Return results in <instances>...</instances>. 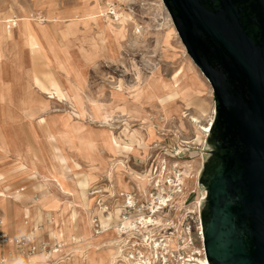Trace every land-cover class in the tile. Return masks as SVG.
I'll use <instances>...</instances> for the list:
<instances>
[{
    "label": "rangeland",
    "instance_id": "374dc122",
    "mask_svg": "<svg viewBox=\"0 0 264 264\" xmlns=\"http://www.w3.org/2000/svg\"><path fill=\"white\" fill-rule=\"evenodd\" d=\"M98 6L102 7L100 19L98 18L100 23L103 24L102 20L107 17L113 24H122L125 27L122 35L116 39L111 36L106 43L96 25H93L89 33L83 32L81 27L71 28L68 33L61 35L64 38L53 28L55 25L52 18L59 21L71 18L78 20L83 13L97 12ZM72 8V12L67 15L58 14ZM22 15L32 17L33 22L25 37L8 33L0 35V52L4 55L2 62L6 63L14 52L21 56L20 50L28 49L35 58L32 64L27 65L30 79L36 74L41 85L52 92L47 79L52 75L59 84L66 85L63 88L70 90L71 95L57 100L54 94L45 91L42 97L49 102L46 110L40 113L33 98H7L0 101V125L11 152L22 153L28 145L30 152L47 167L50 164V154L55 156L57 179L65 189L74 192L75 201L63 198L66 206L63 211L64 206L59 208V201L53 198L57 202L56 209L50 200L52 183H44L33 174H27L28 178L16 187L17 191L22 194L30 193L31 200L28 204L39 199L36 206L46 211H58L60 218L73 215V227H77L75 211L79 209V212H83V208H88L91 213L90 225L91 219L96 217L104 223V227H114L119 218V205L122 203L120 195H143L149 189L158 161L164 158L178 160L186 170L184 191L168 211V216L174 219V225H178L175 220L179 223L188 222L193 229L192 233H195L194 229L198 226L196 206L200 197L196 176L201 167L205 136L200 129L193 127L189 119L198 116L199 125H205L213 106V98L208 83L186 54L161 0H0V20H18L17 17ZM2 25L6 29V22ZM135 26L139 27V33H134ZM66 35L69 37L67 40ZM53 43L58 44L56 47L64 65L57 62ZM50 60L56 65H48ZM74 65H77L86 81L83 91L73 84L70 76ZM16 74L21 78L18 84L28 85L25 92L34 90L41 94L38 86L29 85L21 69L16 70ZM136 74L147 77L151 82L153 80L160 96H163L159 85L161 82L170 84L177 79L179 84H194L195 96L188 103L179 105L180 120L176 115L175 103L168 104L169 111L166 119L163 118L158 102L148 100V83L142 87L144 100L138 105L139 112L130 111L127 114L124 111L136 82ZM10 89L13 90V87ZM49 96L54 98H47ZM30 112L36 113L35 118L46 113V120L40 119V124L45 128L44 134L39 132L37 125L27 124L33 145L29 140H20L15 134L17 128L26 126V116ZM54 118L62 119L63 127L66 128L65 135L55 133L48 124ZM106 136H111L113 140L109 148L101 139ZM78 149L87 155V161L83 160ZM4 155L1 153L0 163L15 169L16 160L10 155ZM30 168L33 169L30 165L20 166L18 170L28 173ZM109 170L110 176L114 175L116 178L112 179L106 174ZM137 180H141L143 189L136 186L134 182ZM121 185L126 188L121 189ZM21 188L23 191H20ZM93 191L96 193L91 194ZM48 192V197L41 196ZM7 200L13 203L12 198ZM98 202L101 203V211L96 209ZM40 204L44 206L41 207ZM19 211L16 207L17 218H20ZM93 214L96 216H92ZM42 217L50 221L52 219L51 213L47 212L39 217L30 216V220L41 219L42 222ZM6 223L3 210L0 224L4 231ZM45 225L44 222L43 227ZM51 227L54 225L51 224ZM54 230L55 227L52 232ZM110 230L112 229L103 231L102 234L109 233ZM74 237L73 242H77V233H74ZM93 238L96 237L92 236ZM193 243L198 246L197 241ZM62 251L68 253L64 248ZM202 258L200 256L197 260Z\"/></svg>",
    "mask_w": 264,
    "mask_h": 264
},
{
    "label": "water",
    "instance_id": "95a60500",
    "mask_svg": "<svg viewBox=\"0 0 264 264\" xmlns=\"http://www.w3.org/2000/svg\"><path fill=\"white\" fill-rule=\"evenodd\" d=\"M208 82L196 177L207 264H264V0H161Z\"/></svg>",
    "mask_w": 264,
    "mask_h": 264
},
{
    "label": "bare ground",
    "instance_id": "6f19581e",
    "mask_svg": "<svg viewBox=\"0 0 264 264\" xmlns=\"http://www.w3.org/2000/svg\"><path fill=\"white\" fill-rule=\"evenodd\" d=\"M99 13H102L101 6H98L97 12L88 11L86 13H83L79 17L78 20H74L71 18L67 21H59L55 18H52V23H54L57 29L61 30L60 31L61 35L64 32L68 33L69 30H71V28L77 29L78 27H81L83 32L89 33L92 31L93 25H96V29L102 34L103 36L102 38L106 43L109 42V38L111 36H113V38L116 39L118 36L122 35L125 32V27L122 24H113L112 22L108 20L107 17H104L103 20L101 19L103 21V24L100 23L99 17L101 14ZM17 18L18 20L14 18L15 26L12 31H7L2 25V23L10 20L11 18L10 19L4 18L5 19L4 21L0 20V35L2 33H5V34L8 33L10 35H18V36L25 37L26 33H28L29 26H31L33 22V20H31L32 17H29V16L25 17L22 15V16H18ZM134 33H139V27L135 26ZM56 46H58L57 43L52 44V48L54 49L57 55V62L60 65H64V62L62 58L59 56ZM20 51L22 52L21 56H19V53L14 52L13 56H9L7 58L6 63L2 62L4 55L0 52V101H3L7 98L12 99V100H17L20 98L30 97L34 99L35 105L38 104L37 108L39 109V113L44 112L47 108V104L49 101L44 100V98L42 97V93H45V91L48 92V90L41 85V82L36 77V74L32 76V78L30 79L29 68L27 65L30 63V61H33L35 58H33L30 55V51L28 49H21ZM18 69L22 70L23 74L25 75V78L28 79L29 85H32V86L35 85L39 87L41 94L34 90L30 92H25L26 88H28V85H26V83H23V84L17 83L21 80V78L16 74V70ZM70 76L73 79V84L77 85L83 91L86 81L83 75L81 74L80 69L77 67V65L73 66ZM47 79L52 89V92H48V94H52V95L54 94L55 97H57V100H62L64 98L70 97L71 95L70 90H64L56 78H54L52 75H49ZM135 79H136V82L132 86L130 99L127 101L128 105L124 109V111L127 114H129L130 111H133L135 113L139 112L138 105L144 100L143 95H142L143 94L142 87L145 86V84L147 83H148V87L150 88V92L148 94V100L158 102V104L160 105L159 109L163 111L162 115L164 119H166V114L169 111L168 104L175 103V107H176L175 110L177 112L176 115H177V118L180 120L181 112L179 109L180 108L179 105L188 103L195 96V86L192 83L179 84L177 82V79H175L170 84H165L161 82L159 85H161L160 90L163 93V96H160L158 95L159 91L158 92L156 91L157 88L153 80L151 82L149 81L147 77L146 78L141 77L139 74H136ZM204 80L206 81L205 78ZM10 87H13V90H11ZM47 98L51 99L54 97L49 96ZM212 112H213V106H211L210 113L206 120V124L203 126L199 125L200 117L193 116V117H190L189 119L193 127L195 129L196 128L200 129L201 132L204 134V136H205V133L209 129V125L212 119ZM35 114L36 113H33V112L32 113L30 112L27 114L26 119H27L28 125L38 126L40 124L41 118H44V120H46V115H45L46 113H43L37 116L36 118L34 117ZM33 118L36 120H34ZM35 121L37 122L35 123ZM55 123H57V121ZM104 123H107V122L104 121ZM101 139L104 141V145H106V147L108 148L111 146V143H113L111 136H106ZM114 141L116 142L115 139ZM11 151L12 150L7 143L6 136L4 135V132L2 131V127L0 125V152L3 154L7 153L8 155L12 156L13 159L16 160L15 165H17L18 167L20 166L25 167L27 165L32 166L33 169L30 168V170L27 173L28 175L29 174L36 175L44 183L51 182L52 190L50 191V200H53V198H55V200L59 201V208L61 206H64L62 207L63 211L66 207L64 203L65 201L63 200V198H68L67 200L75 201L74 192L65 189L63 187V184L57 179V176H56L57 169L55 167V156L52 153L49 156V159H50L49 167H47V165L45 166L44 164H42L30 152L28 145L26 146V148L24 149V152L22 153H20L19 151H15V152H11ZM77 151L78 153H80L84 161L88 160L87 155H85L80 149H78ZM66 159L70 160V158L68 157H66ZM106 174H108L109 177H112V179L116 178V176L114 175L110 176V170L106 171ZM7 178L8 177L5 176V174L0 172V186L5 183ZM134 183L139 189H143L141 180H137ZM111 187L114 188L113 185ZM125 188H126L125 185L124 186L121 185V189H125ZM15 193L17 192L15 191L13 193H10L4 189L3 190L0 189V214L3 211L1 203L5 200V198H12L15 201L16 200V197L14 196ZM48 195H49V192L41 196L48 197ZM40 205L41 207L44 206V204H40ZM48 211L52 213L51 223L55 227L54 232L61 234L65 238L63 248L65 251H68V255H69L68 258H63L59 261H54L49 264H128V262H126L124 258H122V254L120 252V247H119L120 237H118L113 227L109 233H106V234L100 233L102 235L100 234H99L100 236L96 235L97 237L93 235L96 238L92 239V235L90 234L91 213L88 210V208H83V212H79L80 211L79 209L75 211V216L77 215L76 216L77 217L76 226L78 230V241L77 242H73L72 240V239H75L73 235V229H72L73 220L75 219L74 216L73 215L68 216V217L65 216V217H62L61 220H59L60 214L58 213V211H54L52 209L47 210V212ZM108 230H104V231H108ZM53 235L59 236L57 234H53ZM28 262L33 263V264H45L44 260L39 255L30 257ZM10 263L11 262H6L4 264H10ZM197 263L207 264L205 257H203L200 261H197Z\"/></svg>",
    "mask_w": 264,
    "mask_h": 264
},
{
    "label": "built area",
    "instance_id": "2783aa9c",
    "mask_svg": "<svg viewBox=\"0 0 264 264\" xmlns=\"http://www.w3.org/2000/svg\"><path fill=\"white\" fill-rule=\"evenodd\" d=\"M14 26V19L6 21L7 31L13 30ZM185 173V167L178 160L161 159L146 193L120 195L119 218L113 228L122 240L121 254L128 264H191L197 263L198 257H204L197 206L195 233L188 222L175 220L178 225H174V219L168 216V211L183 194ZM91 228L95 236L106 230L96 217L91 220ZM40 230L41 226H38L12 237L5 234L0 225V248L4 249L0 264H27L29 258L36 255L51 261L64 243L56 236L38 239Z\"/></svg>",
    "mask_w": 264,
    "mask_h": 264
},
{
    "label": "crops",
    "instance_id": "0c3cea01",
    "mask_svg": "<svg viewBox=\"0 0 264 264\" xmlns=\"http://www.w3.org/2000/svg\"><path fill=\"white\" fill-rule=\"evenodd\" d=\"M89 3H91V1ZM74 8H72L71 10H69L67 12H63V13L59 12L58 14L60 16L67 15L70 12H72V10ZM53 28L56 30V32H58L60 34V29H57L55 27H53ZM60 36H61V34H60ZM65 37H66L65 38L66 40L69 38L68 35H66ZM62 38H64V37H62ZM32 63H33V61H30L29 64H32ZM48 65L55 66L56 64H54V62L52 60H50L48 62ZM61 86L63 88L66 85L64 86L63 84H61ZM56 121H57V123H55ZM48 123L55 133L60 134V135H65V129L66 128L63 127L61 118H56V119L54 118L53 121H48ZM36 128L39 130V132L41 134H44L45 128L43 127L42 124H40ZM15 131H16L15 134L18 136V138H20V140L22 139L25 142H27V140H29L31 142V145H33V141L31 139V132H30L29 128L27 127V122H26L25 127L21 126V127L17 128ZM0 155H1V153H0ZM6 156H8V154L4 155V157H6ZM14 166H16L15 169L12 166L10 167V166L5 165V163H0V172H3L4 174H10L11 175L7 178L5 183L0 186V189H2V190L4 189L10 193H13L15 191L17 192L14 194V196L16 197V200L14 201L12 199V202L15 203V205L7 200L9 198H5V200L1 203V206L4 210V213H5L6 218H7L5 231L2 228L3 232H5V234H7L8 236L13 237V236L22 235L29 230L36 229L38 226H41V230L38 231V233H37L38 239H47L49 237L55 236L53 234H57L60 237L59 236H56V237L64 243V241H65L64 236H62L61 234H59L57 232H52L54 227H51L52 223L50 220L46 219V217H44V218L42 217V220H43L42 222L40 221L41 219L30 220V216L31 217L32 216L39 217L40 215L42 216V215H44V213H47V211L40 208L39 206H36V203L38 202L39 199L37 201H35V203H33V204H28L29 201L31 200L30 193L22 194V193H19V191H17L16 187L19 186L24 180H26V177L28 178V175H27V172H19L17 165L14 164ZM7 172H9V173H7ZM126 190H128V189H126ZM20 191H23V188H21ZM93 193H96V191H93L91 194H93ZM51 205L53 207H56V209H58L56 201L54 202L52 200ZM16 207L18 210H20L18 212V214H20L18 217H20L22 220L15 216V208ZM96 209L100 210V211L102 210L101 203H99V202L97 203ZM49 213H51V212H49ZM51 215H52V213H51ZM92 216H96V215L93 214ZM61 219H62V217L59 218V220H61ZM44 222L46 224L45 225L46 227H43ZM100 224L103 225L104 223L102 224L100 221ZM72 229H73V235H74V233H77V235H78L77 227H72ZM108 229H112V227H106V230H108ZM90 233L93 236L91 225H90ZM121 244H122V240L120 239L119 247L121 246ZM3 252H4V249L0 248V255ZM120 252H121V247H120ZM68 256H69L68 253L67 254L64 253V251H62V249H61L60 252L51 259V261H48V262L44 261V263L49 264V263H52L54 261H59L63 258H68ZM10 264H13V262ZM27 264H33V263L28 262Z\"/></svg>",
    "mask_w": 264,
    "mask_h": 264
}]
</instances>
